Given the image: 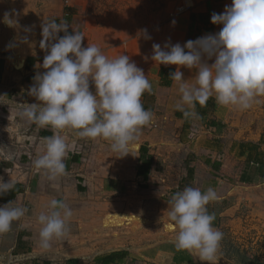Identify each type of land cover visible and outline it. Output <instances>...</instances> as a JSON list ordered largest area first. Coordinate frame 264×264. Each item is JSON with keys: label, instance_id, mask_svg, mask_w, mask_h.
<instances>
[{"label": "crops", "instance_id": "1", "mask_svg": "<svg viewBox=\"0 0 264 264\" xmlns=\"http://www.w3.org/2000/svg\"><path fill=\"white\" fill-rule=\"evenodd\" d=\"M193 2L196 7L192 14L189 10L178 14L166 26L148 32L150 40L142 36L101 48L109 59L128 55L152 84V91L145 92L142 103L153 113V120L142 128L136 141L133 152L136 168L131 177L150 187L155 181L165 186L178 181L175 193L182 191L181 187L188 181H191L189 186L202 191L212 187L219 196L218 201L208 205L209 213L216 217L214 227L229 212L231 222V216L238 211L249 217L258 216L264 227V102L258 107L238 110L218 105L213 97L203 110L197 104L195 111L199 119H185L175 109L180 100L170 79L175 66L159 65L151 60L154 43L162 47L166 42L184 45L190 40L195 25L199 26L200 37L218 33L222 25H213L211 16L223 13L232 0ZM12 4H18L17 12H13L19 20L17 29H8L2 22L4 14L11 13ZM186 7L191 9L192 5ZM53 19L67 23L69 33L79 31L73 9L60 8L58 0H0V176L15 183L12 191L0 195V206L12 201L13 206L28 209L24 217L13 222L8 233L0 234V264H202L197 254L178 250L174 240L117 249L79 263V258L70 253L73 249L69 250L68 241L63 246L67 253L64 257L58 254L56 239L50 248L40 247L41 226L36 217L47 211L52 198L65 197L60 201L68 203L70 190L72 193L74 190L72 176L78 173L75 166L82 161L83 142L90 140L68 133L69 142L75 141L76 149L65 160L67 175L55 182L58 187H52L42 172L33 170L32 161L41 152L40 138L52 132L38 129L19 113L24 104L37 103L28 89L34 82L33 77L44 71L42 62L47 50L41 45V25L44 20ZM26 28L31 31L26 32ZM10 44L13 46L8 47ZM181 71L185 79L194 76L191 70L182 68ZM226 202L230 205L222 208ZM245 260L243 264L251 261Z\"/></svg>", "mask_w": 264, "mask_h": 264}, {"label": "clouds", "instance_id": "2", "mask_svg": "<svg viewBox=\"0 0 264 264\" xmlns=\"http://www.w3.org/2000/svg\"><path fill=\"white\" fill-rule=\"evenodd\" d=\"M2 22L13 28L18 25L13 13L6 12ZM211 23L222 25L218 33L184 45H152V61L175 66L170 73L180 94L175 109L185 119H199L197 104L204 107L213 97L218 105L248 110L264 96V0H232L223 13L212 14ZM141 31L145 39H151L147 29ZM41 36V45L47 50L44 71L33 77L28 89L37 103L24 104L19 115L38 129L52 132L40 138L41 152L32 168L55 188V182L67 175L69 152L76 149L75 141L69 142L70 131L80 138L108 141L111 151L121 157L136 150L140 131L153 120V113L142 103L152 84L128 55L109 59L96 45L83 47V34L69 33V25L63 21L44 20ZM182 68L193 71L194 76L185 79ZM14 187L11 179L0 176V195ZM218 200L212 187L204 191L185 187L172 197L164 224L175 233V247L197 254L202 264H216L219 258L224 234L213 226L216 217L208 211V205ZM27 211L13 206L12 201L0 206V234L8 233ZM72 215L67 203L52 198L47 211L36 217L41 226L40 247L48 249L54 239L64 237Z\"/></svg>", "mask_w": 264, "mask_h": 264}, {"label": "rangeland", "instance_id": "3", "mask_svg": "<svg viewBox=\"0 0 264 264\" xmlns=\"http://www.w3.org/2000/svg\"><path fill=\"white\" fill-rule=\"evenodd\" d=\"M58 5L73 9L79 32L84 36L82 46L102 49L140 38L143 29L152 32L166 26L182 6L192 5L188 11L191 14L196 7L193 0H58ZM11 6V13H16L18 4ZM195 26L190 40L200 37L199 26ZM257 100L253 107L261 106L264 96ZM85 142L82 161L75 166L78 173L72 176L74 190L68 195L67 204L73 212L68 233L56 239L59 256L67 254V241L69 250L73 249L70 253L79 258V263L117 249L175 240V233L165 229L164 224L168 222L167 213L178 181L167 186L155 181L150 187L131 177L136 168L134 151L121 157L111 151L108 141ZM229 205L226 202L222 208ZM233 214L231 222L229 212L215 227L224 234L216 264H243L245 259L251 260L249 264H264V227L259 217H249L242 211Z\"/></svg>", "mask_w": 264, "mask_h": 264}, {"label": "built area", "instance_id": "4", "mask_svg": "<svg viewBox=\"0 0 264 264\" xmlns=\"http://www.w3.org/2000/svg\"><path fill=\"white\" fill-rule=\"evenodd\" d=\"M188 10L189 9L187 7L182 6L178 9V14L186 13Z\"/></svg>", "mask_w": 264, "mask_h": 264}, {"label": "trees", "instance_id": "5", "mask_svg": "<svg viewBox=\"0 0 264 264\" xmlns=\"http://www.w3.org/2000/svg\"><path fill=\"white\" fill-rule=\"evenodd\" d=\"M199 107H200V110H203L205 108V106L204 107H201L200 105H199ZM14 197H15V194L11 196V199L14 198ZM0 200H1V197H0ZM113 257L114 256H112L111 259H113Z\"/></svg>", "mask_w": 264, "mask_h": 264}]
</instances>
